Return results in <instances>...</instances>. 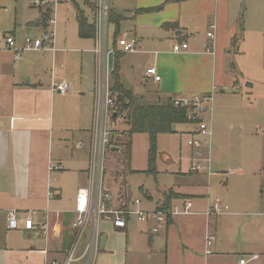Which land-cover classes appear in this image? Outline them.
<instances>
[{
  "label": "crops",
  "instance_id": "obj_1",
  "mask_svg": "<svg viewBox=\"0 0 264 264\" xmlns=\"http://www.w3.org/2000/svg\"><path fill=\"white\" fill-rule=\"evenodd\" d=\"M66 2L68 0H58L53 4ZM70 2L75 8L77 31L80 14L95 31L96 0ZM108 6L111 21L118 20V26L122 22L130 24L126 34L114 36L112 48L109 47L108 68L112 69L116 55H131V68L137 66L144 84L153 89V94L139 97L154 104L173 97L212 94L219 102L239 94L242 100L243 91L246 95L256 92L263 101L264 124V0H108ZM38 10L41 20L44 12ZM40 20L28 23L26 28L40 26ZM52 20L55 26V17ZM240 28L242 38L233 43ZM208 33L212 37L209 38ZM49 34L50 39L46 38L47 32L43 33V45L47 43L42 53H49L52 59V66L46 71L30 67L27 57L23 59L26 52L21 61L14 62L12 53L6 49V38L11 36L15 40L13 34L5 37V48H0V264H47L61 259L72 241L74 209H61L57 201L61 194L50 184L53 164L46 155V145L51 135L54 101L71 97L80 86L83 68L67 62V54L54 48L53 34ZM122 37L135 41L134 53H124L117 45ZM80 38L92 40L88 52L93 53L94 33L93 37ZM181 43L187 44V50L173 52V46ZM15 44L22 46L23 41H15ZM33 52L40 51L27 53ZM3 55L9 56L11 61L7 62ZM149 68L156 69L159 82L145 76ZM52 76L68 84L64 96L54 97L58 94L51 91ZM77 147L82 148L81 143ZM262 169L264 167L247 178L241 169L234 172L240 177V195L231 197L227 189L221 194L219 199L228 206L222 215H206L215 199L209 193L171 190L161 204L170 210H180L190 201L192 208L186 214L169 217L158 236L149 233V222L141 223L136 219L142 229L129 245V219L123 230L101 223L100 234L105 235L106 240L99 252L104 253L108 262L114 260L118 264L120 252L113 248L112 241L107 242L109 233L112 239L114 236L125 239L121 264H238V259L245 255L259 257L251 264H264V184L259 181L250 185L251 179ZM110 183L105 175L103 188L108 204L113 208L132 206L129 197L122 196V190L116 201L111 200ZM83 187L85 183L79 186L75 198ZM170 193L172 195L168 196ZM149 199L153 203V199ZM9 210L29 217L34 223L33 230H9L6 216ZM45 224L50 229L48 241L39 232ZM17 236L21 237V244L16 242ZM209 236L214 241L210 254L206 255L205 242ZM44 250H48L47 257L43 255Z\"/></svg>",
  "mask_w": 264,
  "mask_h": 264
},
{
  "label": "rangeland",
  "instance_id": "obj_2",
  "mask_svg": "<svg viewBox=\"0 0 264 264\" xmlns=\"http://www.w3.org/2000/svg\"><path fill=\"white\" fill-rule=\"evenodd\" d=\"M55 1L58 0H0V48H5V37L11 34L14 35L16 43H21L26 37L36 38L35 36L44 41V31L52 32L54 48L62 51L63 55L67 54L65 56V59L68 57L67 62L76 68H83L79 78L80 86L71 93V97L65 101H54L53 124L46 145L47 154L45 152L49 155L52 164L57 166V169L51 170V187L61 194L60 200H57L61 209L69 211L75 207V192L79 186L83 183L88 186L87 172L90 164L92 130L96 129L97 135L100 128L105 124L109 125V117L104 108V72L94 54L88 52L93 42L79 37L77 27L74 25V4L70 0L66 3L53 4ZM73 1L80 3V0ZM36 2L40 6L35 5ZM48 8L52 9V14H48L51 19L55 17V26L47 21L46 30L42 26L34 25L30 29L26 28L28 23L35 24L40 20L38 9L45 13ZM129 26V22L120 23L117 35L126 34ZM115 31V24L109 22L110 49ZM128 40H130L129 37ZM49 41L52 43V39ZM46 43L45 41L40 52L23 54V59L27 57L30 67L46 71L52 66L50 54L42 53ZM3 58L7 62L11 61L9 56L3 55ZM119 66L121 84L133 95L153 94L150 85L144 84L138 67L131 68V55H120ZM107 67H109L108 64ZM242 95L244 97L242 100L239 94L229 99H221L219 102L215 101L213 96L212 114L203 118L209 124L211 131L208 154L209 175L188 172L191 152L186 144L189 136L185 133L195 129L196 125L177 124L173 126L170 133L157 136L155 173L147 172L149 149L147 135L135 134L131 137L127 157H125V150L121 148L115 155L108 150L104 158V176L106 175V180L111 182L109 184L111 200L116 201L118 193L122 190V196L129 197L130 203L138 200L140 209L150 211L158 202L161 204L165 195L171 190L204 195L209 193L213 199L220 198L226 189L229 190L231 197L240 195V177L234 172L241 169L247 178L260 167H264L263 101L256 92L253 95H246L243 91ZM95 109H97L96 114ZM108 130L113 136L111 146L118 148L119 142L123 144L127 142L126 127L120 121L112 132L110 128ZM80 143L82 148L77 147ZM259 181L264 184V169L259 170L258 174L251 179L250 185ZM124 191L127 192L126 195ZM149 197L153 199V203L149 201ZM129 209L136 208L130 206ZM129 221L127 235L130 245L136 240L135 236L142 229V225L137 222L135 216H130ZM107 236V242L112 241L113 248L119 250L118 264H121L125 239L115 236L112 239L109 233ZM15 240L21 244L20 236L15 237ZM103 254L99 252L95 264H116L114 260L108 262L104 259ZM143 254L146 256L145 253Z\"/></svg>",
  "mask_w": 264,
  "mask_h": 264
},
{
  "label": "built area",
  "instance_id": "obj_3",
  "mask_svg": "<svg viewBox=\"0 0 264 264\" xmlns=\"http://www.w3.org/2000/svg\"><path fill=\"white\" fill-rule=\"evenodd\" d=\"M35 5L40 6L37 2ZM95 10V37L92 52L104 72V108L109 117V125L105 124V126L100 128L97 135L96 129L93 128L92 130L88 186L80 188L75 198L74 220L71 226L73 232L72 241L61 259L51 260L47 264H95L100 249V224L103 222L109 223L115 230H123L130 216H135L141 223L149 222L151 224L149 233L152 236H158L161 230L166 227L169 217L186 214L192 208L190 201H186L180 210H170L163 204L157 203L153 210L144 211L139 208L140 202L138 200L131 202L132 206L136 208L135 210H130L129 207L113 208L108 204V195L103 188V161L111 146L109 143L111 133L108 130L110 128L112 132V128L110 127L111 116L116 113L113 111L114 102L108 91L109 68L107 64L111 53L108 43V0H96ZM49 23L54 25V20L50 18ZM207 35L209 38L212 37L211 33ZM46 38L50 39L51 35L47 33ZM117 45L121 47L124 53H134L136 51L134 40L128 41L122 37L117 40ZM42 48V39L26 37L23 40V45L17 46L13 37L8 36L6 38V49L12 53L14 62L21 61L24 52L41 51ZM186 50V43L175 44L173 46V52L175 53H182ZM145 76L153 78L154 82L160 81L155 68L147 69ZM50 88L53 93L64 96L69 86L65 81H56L52 76ZM172 103L175 108L185 109L193 120V125H196L195 129L188 132L189 139L186 143L191 152V162L188 172L190 174L209 173L210 160L208 154L210 152L211 131L209 124L203 118L206 115L211 116L212 114L213 95L203 94L173 97ZM96 111L97 109H95V114ZM53 169H57V166H50V170ZM227 209L228 206L224 205L219 198H215L208 206L206 215L219 216L224 214ZM6 216L9 230L22 229L31 231L34 228L33 221L16 210L7 211ZM39 232L45 241L50 239V229L47 224L41 226ZM213 241L214 238L212 236L207 237L205 242L206 255L210 254L209 248L212 246ZM47 252L48 250L43 251L45 257H47ZM258 258L257 255H245L238 259V264H251Z\"/></svg>",
  "mask_w": 264,
  "mask_h": 264
},
{
  "label": "trees",
  "instance_id": "obj_4",
  "mask_svg": "<svg viewBox=\"0 0 264 264\" xmlns=\"http://www.w3.org/2000/svg\"><path fill=\"white\" fill-rule=\"evenodd\" d=\"M52 9L48 8L42 15L39 24L44 30L47 28L49 14ZM110 19V18H109ZM116 26L114 36L118 34V20H109ZM78 33L80 37H95L93 26L89 25L82 14L77 17ZM242 38V28L238 36L234 38V42L240 41ZM119 55H116L112 69L109 70L108 91L114 102L113 111L117 113V118L110 122V127L113 129L120 121L126 127L125 144L119 142L118 149L125 150V157L129 155L131 137L135 134H145L148 137V169L147 172L155 173V148L157 136L162 133H170L174 125H193V120L190 118L185 109L175 108L172 103L173 98H169L163 103H148L142 97L135 96L121 84ZM113 143H111L112 145Z\"/></svg>",
  "mask_w": 264,
  "mask_h": 264
},
{
  "label": "water",
  "instance_id": "obj_5",
  "mask_svg": "<svg viewBox=\"0 0 264 264\" xmlns=\"http://www.w3.org/2000/svg\"><path fill=\"white\" fill-rule=\"evenodd\" d=\"M116 117H117L116 113L112 114V116H111V121H114V120L116 119ZM112 142H113V136H112V134H111L110 137H109V143H110V145H111ZM109 151H110L111 154L115 155V154L118 153L119 149L116 148V147H114V146H110V147H109ZM105 240H106L105 235H102V236L100 237V247H99L100 250H102V248H103V246H104V242H105Z\"/></svg>",
  "mask_w": 264,
  "mask_h": 264
}]
</instances>
